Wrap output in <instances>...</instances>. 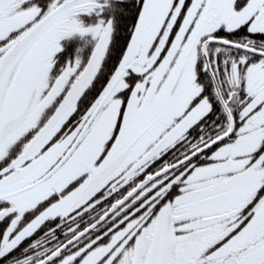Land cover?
I'll return each mask as SVG.
<instances>
[{
	"label": "snow or ice",
	"instance_id": "6c2138e0",
	"mask_svg": "<svg viewBox=\"0 0 264 264\" xmlns=\"http://www.w3.org/2000/svg\"><path fill=\"white\" fill-rule=\"evenodd\" d=\"M0 264H264V0H0Z\"/></svg>",
	"mask_w": 264,
	"mask_h": 264
}]
</instances>
